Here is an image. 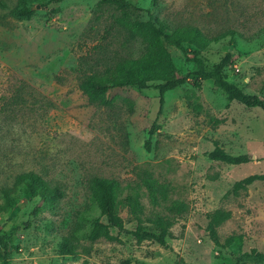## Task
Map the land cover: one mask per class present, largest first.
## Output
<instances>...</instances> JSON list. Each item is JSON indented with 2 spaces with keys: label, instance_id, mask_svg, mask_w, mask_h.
Wrapping results in <instances>:
<instances>
[{
  "label": "rangeland",
  "instance_id": "1",
  "mask_svg": "<svg viewBox=\"0 0 264 264\" xmlns=\"http://www.w3.org/2000/svg\"><path fill=\"white\" fill-rule=\"evenodd\" d=\"M0 10V235L10 238L8 264H264V179L237 192L234 184L264 174V110L229 100L213 80L192 79L167 91L116 87L109 105L80 88L124 58H138L146 42L132 32L151 20L167 31L191 25L209 40L208 66L227 52V79L264 99V0H62L18 18ZM177 74L193 69L175 46L163 47ZM216 143L248 154L244 164L211 159ZM36 173L63 197L19 181ZM115 182L124 229L110 239L92 180ZM231 216L217 227L208 214ZM166 233V245L138 231ZM0 264L1 261H0Z\"/></svg>",
  "mask_w": 264,
  "mask_h": 264
},
{
  "label": "trees",
  "instance_id": "2",
  "mask_svg": "<svg viewBox=\"0 0 264 264\" xmlns=\"http://www.w3.org/2000/svg\"><path fill=\"white\" fill-rule=\"evenodd\" d=\"M18 6L9 11L10 15L18 18L30 19L34 14V6L30 0H18ZM62 0H45L42 6L58 3ZM103 3L115 2L121 6L124 0H101ZM157 1V0H154ZM8 8L6 0H0V10ZM1 17V15H0ZM139 34L146 42V52L138 58H124L114 67L108 68L101 76H89L82 80L81 90L91 99L97 100L102 105H109L111 100L106 97L109 90L116 87L136 86L139 89L156 88L159 91L160 107L159 113L163 110L165 93L173 90L189 79H192L196 86H200L201 80H213L215 86L221 90L229 100L237 101L247 107L260 108L264 110V99L258 95L248 94L236 84L230 82L225 74V69L234 64V57L227 52L219 62L208 66L202 57V51L208 46L209 40L204 37L201 30L196 26L186 25L167 31L163 25H158L151 20L138 24L132 32ZM172 45L180 49L186 58L193 63V69L185 75L177 74V66L174 60L163 53V47ZM211 159L222 161L228 164H244L250 161L248 154L233 155L227 153L216 143L215 148L209 153ZM264 174L249 175L234 184L237 192L246 189L257 180H263ZM19 181L28 186L29 189L39 186L42 192L50 196L63 197L64 192L57 184H51L40 175L30 172L19 177ZM92 190L98 201L103 215L108 219V224L98 223L96 231L113 239L110 233L111 227L120 230L124 229V221L117 212V196L115 182L102 177H95L92 180ZM231 216V213L218 209L208 214L209 229L214 241L221 245L217 227ZM137 234L155 239L158 243L166 245V233L161 231H138ZM242 236H229L222 244L229 246L240 243ZM18 247L11 244L10 238L0 235V261L8 264L10 249ZM257 262H264V253L253 249L250 253L244 254Z\"/></svg>",
  "mask_w": 264,
  "mask_h": 264
},
{
  "label": "water",
  "instance_id": "3",
  "mask_svg": "<svg viewBox=\"0 0 264 264\" xmlns=\"http://www.w3.org/2000/svg\"><path fill=\"white\" fill-rule=\"evenodd\" d=\"M33 8H35V7H33Z\"/></svg>",
  "mask_w": 264,
  "mask_h": 264
}]
</instances>
